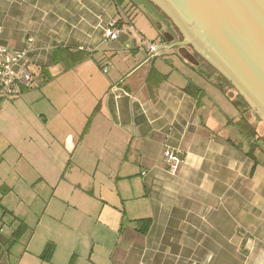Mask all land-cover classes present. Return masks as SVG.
<instances>
[{
	"label": "crops",
	"instance_id": "crops-1",
	"mask_svg": "<svg viewBox=\"0 0 264 264\" xmlns=\"http://www.w3.org/2000/svg\"><path fill=\"white\" fill-rule=\"evenodd\" d=\"M111 20L117 21L121 33L106 40L103 30ZM28 36L35 40L27 58L32 85L54 80L61 88H72L61 98H69L76 110V134L64 137L66 145L70 154L77 150L78 157L97 167L103 164L115 186V203L93 207L90 211L100 213L96 217H81L73 205L59 211L58 203L54 217L47 215L53 208L49 204L35 209L28 205L25 212H39L44 220L51 217L50 223L60 226L61 243L68 242L76 224L85 218L96 223L102 214V222L97 220L102 225L96 226L107 228L109 236L98 243V255L94 248L84 253L89 261L97 257L103 264H264V162L247 154L251 141L236 124L242 105L236 99L238 110L225 112L218 100L229 105L230 87L225 85L229 89L222 88L218 99L211 96L206 87L218 81L224 85L220 77H206V69L195 56L185 54V46L160 47L177 40L163 16L133 0H0V46L20 49ZM141 39L157 44L159 55L143 51ZM58 49L61 56L54 57ZM26 90L0 97V102ZM56 94L59 100L62 95ZM11 146L15 149L5 157L12 166L3 167L9 176L0 182L4 196L25 184L28 169L26 179H46L44 155L29 162L17 145L5 149ZM165 148L180 156L175 172L163 163ZM2 201L0 196V264H30L27 249L15 257L9 245L18 229L15 243L26 233L30 243L41 218L31 227ZM66 214L72 229L64 225ZM145 219L149 221L143 232ZM56 250L54 240L42 241L34 255L37 262L49 264ZM66 257L71 264V253Z\"/></svg>",
	"mask_w": 264,
	"mask_h": 264
},
{
	"label": "rangeland",
	"instance_id": "rangeland-1",
	"mask_svg": "<svg viewBox=\"0 0 264 264\" xmlns=\"http://www.w3.org/2000/svg\"><path fill=\"white\" fill-rule=\"evenodd\" d=\"M133 1L141 4V6L146 9H151L155 15H161L158 14L157 10L149 1ZM201 65L206 69V77L209 78L215 75L220 77L209 65H206L204 62H202ZM220 78L224 85L218 81L216 84L210 82L206 87L208 93L211 96H216L217 99V95H219L218 92H221V90H223L222 88L227 91L229 89L227 87H230V83L225 78ZM31 86L32 87L27 89L22 95L14 99H4L0 102V182H4V180L7 181L9 176V172L6 173L3 167L12 166L5 157L9 155L11 150L15 149L13 148L14 146L5 149L9 144L17 145L19 150L23 149L25 159L29 162L39 157L40 153L46 157V160L41 158V161L45 163L43 164V172L46 175L45 180H39L37 175L34 180L26 179L30 177L29 175L31 174V171L28 169L26 178H22L25 184L16 185L11 193H6V196H4L3 191L0 190V196H3L2 203L5 205V208L13 211L18 218H23L31 227L35 226L37 220L41 218L35 235L31 238L30 243H28L30 235L26 233L18 242L15 243V241H11L9 248L14 246L13 251L15 257L18 256L19 252L27 249L30 252V257H28V260L31 259L30 264H48V262H37L38 258L34 254L36 248L41 245L42 241L54 240L57 245V250L55 257L49 264H67L68 257L66 256H68L69 253H71L72 259H68V261L71 264H103L104 260H100L97 257V261H89L87 259L89 249L94 248L98 255L101 252L98 243H101L103 239H107L104 235L109 236L107 228L96 226L102 225L97 223V220L102 222V214L97 220L95 219L96 223L85 218L83 224H76L73 228L70 225L71 221L67 219V213L64 217V225L68 229L73 228L72 234L67 238V243H61L62 232L59 230L60 226L54 222L50 223L49 219L54 217V209L56 207L54 205L57 203L60 207L59 211L65 209V206L73 205L78 208L76 211L82 212L80 213L81 217L87 214H89V217L90 215L96 217L100 213H96L97 210H90L93 207L99 208L104 201L112 203V189L115 188V186L113 183L110 184L103 164H98L97 167L92 161L86 160L87 158L78 157L76 155L77 150L73 155L70 154L71 150L66 145V139H64V137L68 133L76 134L72 131L77 126L76 121H74L76 110L69 98L63 99L62 101L61 98H64L65 94L70 93L72 88L66 87L65 89V86H63V89L60 84L58 82L55 83L54 80L43 85L34 83ZM231 93L234 95L233 97L230 96ZM55 94L56 96H62L57 100L55 99ZM227 99L229 105L221 103L219 100L218 102L222 108L225 109V112L230 114L234 113V109L238 110L236 106L237 95L231 88L227 91ZM238 102L243 103L240 99ZM240 109L242 112L238 123H236L239 131L244 134L241 128L248 125L250 129H248L247 133L244 135L248 138L251 133L254 134L255 132L256 137H254V139H258V142L263 141L264 123L256 117V114H254L249 107L245 108V106H241ZM23 144H31V147L22 148ZM4 149L5 151L3 152ZM18 168H15L16 172L21 173V170H17ZM19 183H21V181ZM108 184L110 185L108 186ZM116 189L118 190L117 186ZM91 194H94L99 200L93 199ZM100 199L102 201H100ZM45 204H49L50 207L53 206V208H51L52 211H47V215L51 216L47 218V220H44L39 212H32L31 214L25 212L28 205H32L31 209H35L39 206L43 208ZM112 213L114 214V212ZM2 214V209H0V217ZM61 214V212H57V216ZM129 214L130 212L128 215ZM112 218L115 219L113 215ZM7 232L5 228L4 233ZM100 234L102 236H100ZM116 237L117 235L114 234L111 240H115ZM72 248H75V252L74 249L71 251ZM76 254H78V256ZM60 255L63 256L60 258ZM102 256L104 257V254H102Z\"/></svg>",
	"mask_w": 264,
	"mask_h": 264
},
{
	"label": "water",
	"instance_id": "water-1",
	"mask_svg": "<svg viewBox=\"0 0 264 264\" xmlns=\"http://www.w3.org/2000/svg\"><path fill=\"white\" fill-rule=\"evenodd\" d=\"M147 1L177 38L160 47L185 46V54L225 78L264 123V0Z\"/></svg>",
	"mask_w": 264,
	"mask_h": 264
},
{
	"label": "built area",
	"instance_id": "built-area-1",
	"mask_svg": "<svg viewBox=\"0 0 264 264\" xmlns=\"http://www.w3.org/2000/svg\"><path fill=\"white\" fill-rule=\"evenodd\" d=\"M121 33V28L116 20H111L103 30V37L106 40L117 39ZM140 48L150 57L159 55L157 44L145 39H141ZM158 48V49H157ZM35 50V40L28 36L20 49H9L0 46V97H13L24 89L31 87L33 76L28 67L27 58ZM105 72L106 69L104 68ZM164 165L172 172H175L181 161L179 154L169 148L162 152Z\"/></svg>",
	"mask_w": 264,
	"mask_h": 264
},
{
	"label": "trees",
	"instance_id": "trees-1",
	"mask_svg": "<svg viewBox=\"0 0 264 264\" xmlns=\"http://www.w3.org/2000/svg\"><path fill=\"white\" fill-rule=\"evenodd\" d=\"M61 49H58V50H56V51H54L53 52V55H54V57H55V55L56 56H58V57H60L61 56ZM69 63V62H68ZM240 104L242 105V106H248L247 105V103H241L240 102ZM241 107V106H240ZM244 118V117H243ZM239 121V120H238ZM242 129V132L245 134V133H247V130L248 129H250V127L248 126V125H246L245 127L243 126V128H241ZM254 137H256V133L254 132V134H252L251 133V135L249 136V138L251 139V138H254ZM254 142L256 143V142H258V139H254ZM253 150H252V148L249 150H247V154L250 156V157H252L255 161H257L258 159L256 158V156L253 154V152H252ZM144 221V224H143V227H142V231L143 232H146V230H147V226H148V221H149V219H145V220H143ZM20 230L18 229V230H15L14 231V233H13V241H15V240H17L18 238H19V236H20Z\"/></svg>",
	"mask_w": 264,
	"mask_h": 264
},
{
	"label": "flooded vegetation",
	"instance_id": "flooded-vegetation-1",
	"mask_svg": "<svg viewBox=\"0 0 264 264\" xmlns=\"http://www.w3.org/2000/svg\"><path fill=\"white\" fill-rule=\"evenodd\" d=\"M258 119L261 121V119L259 117H258ZM248 140L251 141V143H249L248 149L250 150L252 148V150H253L252 152L256 156V158L259 159L260 161L264 162V140L260 141V142H256V143L254 142V138L250 139L248 137Z\"/></svg>",
	"mask_w": 264,
	"mask_h": 264
}]
</instances>
